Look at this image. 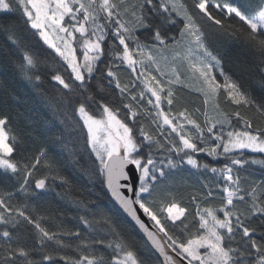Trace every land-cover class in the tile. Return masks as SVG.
Segmentation results:
<instances>
[{
	"label": "snow or ice",
	"instance_id": "snow-or-ice-1",
	"mask_svg": "<svg viewBox=\"0 0 264 264\" xmlns=\"http://www.w3.org/2000/svg\"><path fill=\"white\" fill-rule=\"evenodd\" d=\"M0 12H19L24 24L35 30L33 34L38 33L39 40L63 62L67 78L59 69L49 73L53 87L61 93L64 109L59 121L62 127L53 133L55 140L61 141L64 132L77 125L86 129V144L99 161L97 171L121 208L164 258L163 264H264V180H249L240 174L253 164L264 167V159L232 155L245 150L264 154V128L254 126L253 119L239 110L223 111L219 101L223 91L225 103L264 117V83L257 94L245 90L233 78L245 70L237 68L232 75L225 70L226 52L211 46L201 24L206 20L226 36L243 35L264 55V0H192L191 7L186 0H0ZM233 19L247 30L225 23ZM177 23L182 24L178 35L168 36L166 26ZM141 30L147 33L144 42L138 35ZM8 39L22 55L18 71L30 82L41 83V66L48 57L41 59L14 32ZM106 43L111 59L101 69L98 64L106 55ZM77 45L83 49L82 62ZM121 65L131 69L133 80L121 82ZM189 74L198 83L204 104L211 102L216 113L209 116L205 111L203 123L186 108L174 110V86ZM217 74L223 77V83L217 80ZM113 84L118 95L109 92ZM93 106L102 115H95L90 110ZM233 118L242 127L225 132L226 127H232ZM10 125L11 117L0 112V175L16 177L19 191L27 192L29 179L43 161L48 173L35 180V189L41 191L33 193L38 200L43 199L49 177L66 180L45 150L31 164L17 161L13 154L18 136ZM199 153L214 159L223 156L229 162L219 168L201 164L195 155ZM182 164L201 176L211 172L214 182L202 185L204 198L218 193L221 199L219 208L196 205L195 231L185 223L187 209L175 198L168 203L157 199L160 186ZM12 196L11 192L6 198L0 196V264H149L138 258L109 214L91 220L85 215L80 221L97 233L95 226L99 224L112 239L106 241L105 236L98 235L84 240L79 231H50L42 226L43 216L34 217L24 208L11 205ZM192 199L196 201L197 197ZM138 210L156 232L141 220ZM165 220L173 226L179 221L182 235L171 234ZM24 224L35 230L34 246L21 235ZM65 236L76 237L80 243H67ZM97 245L111 249L110 260L98 253ZM66 248L78 252V258L59 251Z\"/></svg>",
	"mask_w": 264,
	"mask_h": 264
},
{
	"label": "trees",
	"instance_id": "trees-1",
	"mask_svg": "<svg viewBox=\"0 0 264 264\" xmlns=\"http://www.w3.org/2000/svg\"><path fill=\"white\" fill-rule=\"evenodd\" d=\"M186 2L191 7L192 0H186ZM217 18L223 17L218 16ZM225 23H231L237 28L247 30L246 26H243L236 19L226 20ZM201 24L205 33L209 34L211 46L221 52H226L225 70L232 75L236 73L237 68H243L245 71L234 75L233 78L237 79L245 90L257 94L261 84L264 83V55L258 49L251 47L243 35L226 36L220 34L221 30L210 26L206 20L202 21ZM180 27H182L180 23L174 27L166 26V34L168 36L178 35ZM13 32L21 37L29 50L37 52L41 59L45 56L48 57L47 63L41 66L43 80L38 85L27 80L17 69V64L21 62L22 55L8 39V36ZM34 32L35 30H30L24 24V18L19 12L12 14L0 12V112L11 117V129L18 136L13 157L21 163L31 164L34 162V157L39 155L41 150H45L48 160L54 163L55 168L65 178L66 183L49 177L46 181L47 190L44 192V198L38 200L33 193L41 190L35 189V180L48 173V169L42 161L29 179L27 192L19 191V181L16 177L9 174V177L5 178L0 175V196L6 198V193H13L11 205L24 208L34 217L43 216L42 226L56 232L79 231L81 239L84 240H90L91 237L98 235L105 236L106 241L112 239L107 229L101 228L99 224L95 226L99 229V233H97L85 228L80 221V217L85 215L91 220L93 218L99 219L102 213L109 214L116 221L122 237L129 242L140 260L148 261L149 264H163L143 236L109 197L105 188L104 177L97 171L99 161L92 153L90 146L86 144V129L77 125L75 129L66 130L61 141L55 140L53 133L62 127L59 121L63 118L64 109L59 99L61 93L53 87L54 82L51 81L49 73L55 72L57 69L64 72L65 66L59 57H56L54 52L39 40L38 33L34 35ZM138 35L141 42L147 38L145 30H141ZM105 50L106 55L98 64L101 69L111 59V49L108 43L105 44ZM82 52V47L77 45L79 58L82 56ZM64 74L67 78V73L64 72ZM95 75L99 77L100 72ZM118 75L122 83L134 79L131 69H128L126 65L120 66ZM217 80L223 83V77L218 74ZM92 83L95 84L96 81L93 80ZM105 83L107 82L105 81ZM137 84H139L138 81ZM138 90V88L132 89L134 92ZM174 90L177 94L174 110L186 108L193 118L203 123L205 119L203 113L207 111L203 97L180 86H174ZM109 92L118 95V90H115L114 84ZM105 95L107 96V93ZM219 101L223 111L231 113L239 110L242 115L253 119L254 126L264 128V117L255 115L251 109L243 106L237 108L235 105L225 103L223 91H221ZM116 106H120L118 102ZM90 110L98 117L102 115V112L95 106ZM241 127L242 124L233 118L232 127H226L225 132ZM50 129L52 131H49ZM195 155L201 164L208 163L218 168L229 162L223 156L214 159L204 153ZM232 155L242 156L245 159H264V154L247 151ZM173 158L179 159L174 154ZM175 172L174 176L160 186L157 199L168 203L175 198L181 206L187 209L188 214L185 223L190 225V231H195L198 227L195 216L196 205L199 204L202 208H219L221 205L218 193L213 198H204L206 190L202 185L210 180L214 182L213 174L207 172L201 176L200 172L186 164H182L181 168ZM240 174L242 177L248 176L249 180H264V167L253 164ZM22 175L21 173L20 180H22ZM193 196L197 197L196 201H193ZM218 214L222 217V213ZM164 223L171 234L174 236L182 235L181 228L183 226L179 221L176 226L167 220ZM257 224H259L258 221ZM34 233L35 230L31 225H23L21 235L28 245H35ZM63 239L72 245L80 243V240L73 236H65ZM96 248L98 253H103L106 259L110 260L111 249H107L105 245H97ZM59 251L75 258H78L79 255L73 248L59 249ZM33 256L39 259L35 253ZM59 264H63V261H59Z\"/></svg>",
	"mask_w": 264,
	"mask_h": 264
},
{
	"label": "water",
	"instance_id": "water-1",
	"mask_svg": "<svg viewBox=\"0 0 264 264\" xmlns=\"http://www.w3.org/2000/svg\"><path fill=\"white\" fill-rule=\"evenodd\" d=\"M104 183H105L106 191H107L109 197L111 198V200L113 201V203L123 213V215L133 224V226L138 230V232L143 236V238L146 240V242L152 248L151 242L148 240L146 234L139 228V226L135 223V221L121 208V206L119 205V203L112 196L110 190L107 188V185H106V182H105V178H104ZM138 214L140 215L141 220H143L144 223L149 227V229L151 231H153V232H156V229L153 227L152 222L146 216H144V214L142 213V211H139L138 210ZM158 235H161L162 236V234H158ZM152 250L154 251V253L159 257V259L163 263V259L164 258L162 256H160V254L158 252H156L155 249L152 248ZM168 251H169L170 254H172L170 249ZM172 255H174V254H172Z\"/></svg>",
	"mask_w": 264,
	"mask_h": 264
},
{
	"label": "rangeland",
	"instance_id": "rangeland-1",
	"mask_svg": "<svg viewBox=\"0 0 264 264\" xmlns=\"http://www.w3.org/2000/svg\"><path fill=\"white\" fill-rule=\"evenodd\" d=\"M78 58H79V56H78ZM79 59L82 62V56ZM182 71H183V69H182ZM176 86L183 87V88H185L189 91H192L194 93H197L203 97L202 93H200L198 91V87H199L198 83L194 79L191 78L190 74L187 76V78L180 85H176ZM203 99H204V97H203ZM206 110L208 111L209 116L216 114L213 107H212L211 102L206 106ZM245 151H247V150H245Z\"/></svg>",
	"mask_w": 264,
	"mask_h": 264
}]
</instances>
